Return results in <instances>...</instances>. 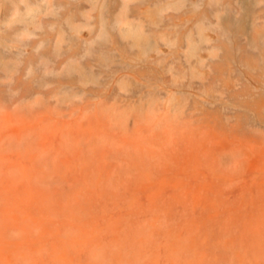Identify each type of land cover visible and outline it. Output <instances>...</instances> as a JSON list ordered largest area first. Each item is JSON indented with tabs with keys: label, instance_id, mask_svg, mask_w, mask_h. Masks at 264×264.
Returning <instances> with one entry per match:
<instances>
[{
	"label": "rangeland",
	"instance_id": "374dc122",
	"mask_svg": "<svg viewBox=\"0 0 264 264\" xmlns=\"http://www.w3.org/2000/svg\"><path fill=\"white\" fill-rule=\"evenodd\" d=\"M0 179V264H175L178 233L202 264L264 258V0H0Z\"/></svg>",
	"mask_w": 264,
	"mask_h": 264
},
{
	"label": "bare ground",
	"instance_id": "6f19581e",
	"mask_svg": "<svg viewBox=\"0 0 264 264\" xmlns=\"http://www.w3.org/2000/svg\"><path fill=\"white\" fill-rule=\"evenodd\" d=\"M147 170V169H146ZM87 172V171H86ZM145 173V172H144ZM228 173V172H227ZM87 174V173H86ZM85 175V174H84ZM12 178V180H15L16 178H17V176H12L11 177ZM136 179V178H135ZM138 179V178H137ZM136 179V180H137ZM141 180H142V178H140ZM140 179L138 180V181H140ZM0 180H2L3 181V179H0ZM86 180V179H85ZM11 184V183H10ZM45 186L44 187H38V186H32V185H25V186H23V191L26 193V198H24V199H22L21 201H22V203L24 202L25 204H24V206L22 207V210H20L19 212L20 213H18V217L23 221V222H26V226L27 227H30L31 225H32V227L34 226V225H39L40 224V222H42L43 223V220L40 218L41 217V215H45V213H49V212H53V213H55V210L53 209V208H51L52 206H51V200L52 199H54V197L55 196H57V193H58V191L57 190H55V189H53V187L50 185V184H47V183H45L44 184ZM264 189V188H263ZM219 192V191H218ZM264 191L262 190V192H261V190H259V193H263ZM93 192H91V191H89V190H87L86 189V191H83L82 193H80V194H78L77 195V198L75 197L74 198V203L72 202V201H69V206H68V208H67V210H68V217L69 218H75V217H78V211H80V208H81V202H80V200H81V198H83L82 200H84V202L85 201H87V200H92V198H93ZM2 194H1V191H0V196H1ZM215 195V194H214ZM216 200L218 201V204L219 203H222L221 204V206L220 207H217L218 208V212H223V213H226L227 211L226 210H228V206H226V203H224L225 202V198L223 199L222 198V196H221V194H219V193H216ZM6 195L3 193V195H2V197H0V214H1V211H4V206H3V203L6 201ZM262 199V198H261ZM227 201V200H226ZM264 202V201H263ZM216 205H218L217 203H215ZM215 204H213L212 205V207H215ZM228 204V203H227ZM223 205V206H222ZM226 207V208H225ZM212 212V211H211ZM209 213H210V210H209ZM218 214V213H217ZM229 215H231V214H229ZM261 216H262V214H261ZM259 217V216H258ZM68 218V219H69ZM260 219V221L261 220H263V219H261V218H259ZM264 221V220H263ZM229 222V221H228ZM258 222V221H257ZM219 223V222H218ZM254 223H256V221H254ZM254 223H251V224H254ZM259 223V222H258ZM263 222L261 221V223H260V225L258 224V225H255L254 224V226L256 227H258V228H260V231H259V229H257V227H256V229L255 228H250L249 226V228H248V234H249V237L250 236H252V235H254L255 236V239H257V241H260V239L259 238H264V235L262 236L261 235V232H262V234L264 233V224H262ZM245 224V223H244ZM243 224V230L245 229V227L244 226H246V225H244ZM24 226H25V224H24ZM224 226V225H223ZM262 226V227H261ZM186 228V227H185ZM246 228V229H247ZM70 227H67V228H65L64 230H63V232H64V234H68L67 232H70ZM227 229V231H228V228H226ZM226 229H221V231H220V233H223V235L224 234H226V233H224V232H226ZM249 229L251 230V232L250 233H252V234H250L249 233ZM261 229H262V231H261ZM2 230V225H1V220H0V231ZM28 232L29 231H32V229L31 228H29V229H26ZM187 230V229H186ZM252 230H255V231H252ZM132 232H133V229L131 230ZM140 230H138L137 232H135V233H140V234H143L144 232L142 231V232H139ZM9 232V231H8ZM155 232H157L158 234H160V232L162 233V230H161V228H157V229H155ZM187 232V231H186ZM189 232V231H188ZM131 233V232H130ZM207 233V232H206ZM243 233H244V231H243ZM164 234H165V232H164ZM179 234V233H178ZM177 234V235H178ZM195 234H197V233H195ZM210 234H212V233H210ZM240 234V233H239ZM247 233H245L244 235H246ZM151 235H152V233H151ZM176 235V234H175ZM175 235H172V236H175ZM176 235V236H177ZM198 235V234H197ZM3 236H4V239L6 238V237H8L9 236V234H7V233H5V232H3ZM175 236V239L173 238V242L171 241V245H174V248H173V246H172V250L170 249V254L171 253H173V255L175 256V258L173 259V262L175 263V264H181L182 263V258H184L185 260H187V262H186V264H202V262L203 263H205L206 261H203L206 257H205V254H208V252L207 253H205L204 254V252L203 253H201V251L200 252H198L197 251V249L196 248H194V247H196L197 245H195L193 248H192V250H194L193 251V253H192V255L190 256V254H187V252H188V250H187V248L185 247V244L182 242V240H183V238H181V237H176ZM184 236V235H183ZM205 236V235H204ZM206 236H208V235H206ZM243 236V235H242ZM210 237L212 238V236L210 235ZM246 237L247 236H245V237H242V238H244L243 240H241V238H239L238 237V240H236V241H239V239L241 240V241H248L249 240V237H247V239H246ZM9 238H10V236H9ZM171 238V237H170ZM208 238V237H207ZM207 238L205 239V237H204V239H205V241H207ZM229 238H232V237H229ZM252 238H254V237H252ZM191 239H193L192 238V235H191ZM250 239H251V237H250ZM254 239V240H255ZM202 240V239H201ZM252 240V239H251ZM262 241H263V239H261ZM241 241H239V242H241ZM257 241H255V242H257ZM13 242V243H12ZM207 242H209V241H207ZM206 242V246H209V244ZM226 242V241H225ZM255 242H253V243H255ZM264 242V241H263ZM263 242H261V243H263ZM5 243V242H4ZM8 244H10V243H12V244H10V245H13L14 243V245L16 246V247H21V242H19V241H13V240H11V242H7ZM167 243H168V241H166L164 244H166L167 245ZM196 243H197V241H196ZM200 243V242H199ZM219 243V242H218ZM242 243V242H241ZM260 243V242H259ZM198 244V243H197ZM248 244H249V241H248ZM250 244H252V243H250ZM235 245V244H234ZM244 244H242V246H243ZM259 245H262V244H259ZM206 246H205V248H206ZM217 246H218V244H217ZM216 246V247H217ZM232 246H233V243H232ZM231 246V247H232ZM168 247V246H167ZM169 247H171L170 245H169ZM253 247V246H252ZM255 247L257 248V246L255 245ZM219 248V247H218ZM222 250H227L228 248H229V246H228V244L226 245L225 243H224V245L222 246ZM244 248V247H243ZM248 248L250 249L251 248V246L249 245L248 246ZM67 249V248H66ZM217 249V248H216ZM221 249V248H220ZM230 249V248H229ZM228 249V250H229ZM247 249V248H246ZM249 249H247V250H249ZM259 249V248H258ZM208 250V249H207ZM206 249H205V251H207ZM244 250V249H243ZM246 250V251H247ZM253 250H254V247H253ZM172 251V252H171ZM245 250H244V252L245 253H247ZM260 251V250H259ZM216 252V251H215ZM226 252V251H225ZM230 252V251H229ZM73 253H74V251H73ZM250 253V252H249ZM68 254V253H67ZM70 254V253H69ZM75 254V253H74ZM169 254V255H170ZM215 254H217V253H215ZM262 254V256H264L263 254H264V252L263 253H261ZM258 255H259V253H258ZM71 256H72V254H71ZM74 256V255H73ZM217 256V255H216ZM250 256H251V254H250ZM262 256H261V258H262ZM70 257V256H69ZM215 256L213 255V258H214ZM217 257H220V256H217ZM249 257V256H248ZM75 258V257H74ZM215 259V258H214ZM214 259H213V262H214ZM249 259H250V257H249ZM264 258H262V259H260L259 258V260H263ZM74 260V259H73ZM206 260V259H205ZM258 260V261H259ZM65 261V260H64ZM218 261H219V259H218ZM258 261L256 262L255 261V263H258ZM72 262H74V261H72ZM211 262H212V260H211ZM220 262V261H219ZM27 262H23V264H26ZM254 263V264H255ZM63 264H72V263H68V262H64Z\"/></svg>",
	"mask_w": 264,
	"mask_h": 264
}]
</instances>
